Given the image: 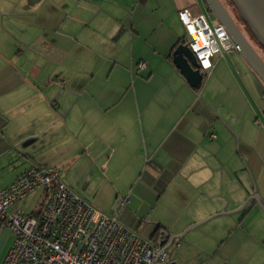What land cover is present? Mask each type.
<instances>
[{
  "label": "crops",
  "instance_id": "0c3cea01",
  "mask_svg": "<svg viewBox=\"0 0 264 264\" xmlns=\"http://www.w3.org/2000/svg\"><path fill=\"white\" fill-rule=\"evenodd\" d=\"M183 9L209 15L203 0H0V189L58 170L179 243L175 264H264V83L230 50L193 90L172 62ZM36 193L12 209L32 214ZM13 241L0 222V264Z\"/></svg>",
  "mask_w": 264,
  "mask_h": 264
},
{
  "label": "built area",
  "instance_id": "2783aa9c",
  "mask_svg": "<svg viewBox=\"0 0 264 264\" xmlns=\"http://www.w3.org/2000/svg\"><path fill=\"white\" fill-rule=\"evenodd\" d=\"M179 17L204 77L212 70L214 57L236 50L225 28L213 24L208 14L183 9ZM146 67V62L138 65L139 70ZM39 191L44 198L37 217L12 209ZM0 222L14 234L3 264H175L172 248L180 246L166 234L143 238L123 225L118 215L89 205L67 186L59 171L37 167L0 189Z\"/></svg>",
  "mask_w": 264,
  "mask_h": 264
},
{
  "label": "water",
  "instance_id": "95a60500",
  "mask_svg": "<svg viewBox=\"0 0 264 264\" xmlns=\"http://www.w3.org/2000/svg\"><path fill=\"white\" fill-rule=\"evenodd\" d=\"M247 34L264 51V0H230ZM209 16L214 17L228 33L236 51L264 83V59L259 55L252 42L236 24L220 0H203ZM172 62L192 88H199L204 80L196 55L189 43L180 44L172 54ZM256 194V187L254 185ZM262 209L256 196L252 198ZM173 242V240H172Z\"/></svg>",
  "mask_w": 264,
  "mask_h": 264
},
{
  "label": "rangeland",
  "instance_id": "374dc122",
  "mask_svg": "<svg viewBox=\"0 0 264 264\" xmlns=\"http://www.w3.org/2000/svg\"><path fill=\"white\" fill-rule=\"evenodd\" d=\"M223 1V3L225 4V6L231 11L232 14H235L238 16L235 8L233 7L232 3L230 0H221ZM210 20L212 21L213 24H216V20L214 19V17L210 16ZM247 35V34H246ZM248 38L250 37L249 35L247 36ZM186 38H187V42H189V37L188 35H186ZM250 41V39H249ZM252 44L254 45L255 49L257 50V52L259 53V55L262 57V59H264V51L258 47L253 41H251ZM33 198L28 201V206H23L22 204V209L24 211H27L29 213H32V212H35V211H38L41 207H42V199L44 198L43 197V193L42 191H39L37 192L34 196H32Z\"/></svg>",
  "mask_w": 264,
  "mask_h": 264
},
{
  "label": "trees",
  "instance_id": "16d2710c",
  "mask_svg": "<svg viewBox=\"0 0 264 264\" xmlns=\"http://www.w3.org/2000/svg\"><path fill=\"white\" fill-rule=\"evenodd\" d=\"M245 33H247V32H245ZM248 35V34H247ZM252 40H250V42H251ZM185 42H187V41H183V40H180L179 41V43L177 44V46H179L180 44H182V43H185ZM201 87H202V85L199 87V88H193V90H195V91H199L200 89H201ZM34 167V166H33ZM36 167V166H35ZM37 168H39V167H37ZM42 169V168H41ZM46 170H48V169H46ZM50 170V169H49ZM56 171H58V170H56ZM60 172V171H59ZM31 196V195H30ZM42 202H43V199H42ZM43 204V203H42ZM40 214V211L38 210V211H35V212H33L32 214H30L31 216H38ZM162 234H165L162 230H160V228L158 227L157 229H156V231H155V233H154V236H153V239H156V238H158L160 235H162Z\"/></svg>",
  "mask_w": 264,
  "mask_h": 264
},
{
  "label": "flooded vegetation",
  "instance_id": "af4514ba",
  "mask_svg": "<svg viewBox=\"0 0 264 264\" xmlns=\"http://www.w3.org/2000/svg\"><path fill=\"white\" fill-rule=\"evenodd\" d=\"M221 1V0H220ZM222 2V4L225 6V4L223 3V1H221ZM225 8L228 10V12L230 13V15L232 16V18L234 19V21L236 22V24L239 26V28L243 31V33L246 35L247 33H245L246 32V30H245V28H244V26H243V24L241 23V21H240V19H239V17L236 15V13L235 14H232L231 13V11L225 6ZM246 36H248V35H246ZM248 38V37H247ZM249 39V38H248ZM251 40V39H250Z\"/></svg>",
  "mask_w": 264,
  "mask_h": 264
},
{
  "label": "clouds",
  "instance_id": "9594fccd",
  "mask_svg": "<svg viewBox=\"0 0 264 264\" xmlns=\"http://www.w3.org/2000/svg\"><path fill=\"white\" fill-rule=\"evenodd\" d=\"M211 54V53H210ZM208 65H207V63H205V67H207Z\"/></svg>",
  "mask_w": 264,
  "mask_h": 264
}]
</instances>
